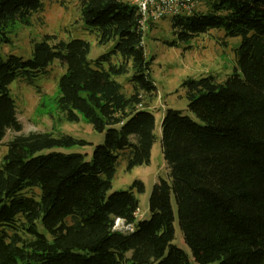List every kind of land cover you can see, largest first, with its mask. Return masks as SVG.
I'll return each mask as SVG.
<instances>
[{
  "label": "trees",
  "instance_id": "obj_1",
  "mask_svg": "<svg viewBox=\"0 0 264 264\" xmlns=\"http://www.w3.org/2000/svg\"><path fill=\"white\" fill-rule=\"evenodd\" d=\"M207 3L205 12L172 16V30L181 40L210 29L239 37L233 71L222 82L212 74L182 81L186 108L197 120L178 109L164 111L160 144L168 179L153 184L147 219L135 217L140 180L109 192L120 158L126 170L148 164L155 140L144 99L156 88L137 5L79 0L84 28L99 44L112 42L93 60L86 40L49 34L34 42L30 58L0 60V142L8 130L15 133L0 160V264H192L172 243V201L196 264H264V0ZM42 8V0H0V41ZM55 60L65 67L56 111L104 134L89 161L54 150L90 144L83 139L21 132L9 86L16 79L32 84ZM130 69L126 93L115 77ZM116 219L131 228H114Z\"/></svg>",
  "mask_w": 264,
  "mask_h": 264
},
{
  "label": "rangeland",
  "instance_id": "obj_2",
  "mask_svg": "<svg viewBox=\"0 0 264 264\" xmlns=\"http://www.w3.org/2000/svg\"><path fill=\"white\" fill-rule=\"evenodd\" d=\"M43 8L31 16L30 24H16L7 34L8 41H0V60L14 54L23 58L32 56L34 42H38L45 34L55 35L57 39L69 41L81 38L89 43L87 58L95 59L107 52L112 42L99 44L95 33L89 32L80 19L79 0H42ZM133 2L135 0H129ZM195 9L205 12L209 9L207 0H198ZM239 37H226L223 29H210L207 32L181 40L174 34L171 27V17L155 20L143 30L142 47L146 61L149 62L150 79L156 90L149 98L144 99L148 110L152 112L155 140L150 149L149 163L125 169V159L121 157L111 181L109 192L128 190L134 180L143 183L144 191L136 193L138 209L137 219L149 217L148 198L153 184L160 179H168V167L161 152L160 123L164 111L168 108L178 109L197 120L195 115L187 110L185 90L181 86L184 79L199 78L212 74L217 81H224L233 71L234 49L239 44ZM116 61V58H113ZM65 67L58 60L48 66V72L37 78L32 84L23 80H14L9 88L10 95L15 101L17 117L22 124V133L52 132L54 136L67 134L83 139L90 144L56 147L54 150L65 153L79 152L89 161L96 144L103 141V132L92 130L82 118L77 122L65 121L56 111L54 99L57 96V80ZM128 74L115 77L122 84L126 93L131 91L127 82ZM15 133L8 130L0 142V160L7 151V142ZM37 192V190H34ZM174 212V238L172 243L185 250L192 264H196L185 245L179 228L176 205L172 201ZM38 231L46 233L41 224ZM114 228L129 230L121 219L114 221ZM47 234V233H46ZM49 237V236H48Z\"/></svg>",
  "mask_w": 264,
  "mask_h": 264
},
{
  "label": "built area",
  "instance_id": "obj_3",
  "mask_svg": "<svg viewBox=\"0 0 264 264\" xmlns=\"http://www.w3.org/2000/svg\"><path fill=\"white\" fill-rule=\"evenodd\" d=\"M198 0H135L139 12V24L145 29L149 22L172 17L175 15L190 14Z\"/></svg>",
  "mask_w": 264,
  "mask_h": 264
}]
</instances>
